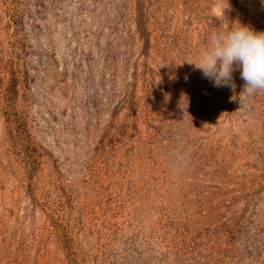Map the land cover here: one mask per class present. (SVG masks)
Returning <instances> with one entry per match:
<instances>
[{"label":"rangeland","instance_id":"rangeland-1","mask_svg":"<svg viewBox=\"0 0 264 264\" xmlns=\"http://www.w3.org/2000/svg\"><path fill=\"white\" fill-rule=\"evenodd\" d=\"M240 23L264 0H0V264H264V91L185 62Z\"/></svg>","mask_w":264,"mask_h":264},{"label":"clouds","instance_id":"clouds-1","mask_svg":"<svg viewBox=\"0 0 264 264\" xmlns=\"http://www.w3.org/2000/svg\"><path fill=\"white\" fill-rule=\"evenodd\" d=\"M185 62L199 70L214 87L234 89L233 74L240 70L243 94L264 91V31L240 23L229 31L213 32L199 58Z\"/></svg>","mask_w":264,"mask_h":264},{"label":"trees","instance_id":"trees-1","mask_svg":"<svg viewBox=\"0 0 264 264\" xmlns=\"http://www.w3.org/2000/svg\"><path fill=\"white\" fill-rule=\"evenodd\" d=\"M146 35V33H144Z\"/></svg>","mask_w":264,"mask_h":264}]
</instances>
